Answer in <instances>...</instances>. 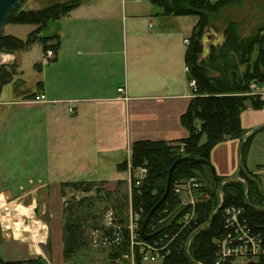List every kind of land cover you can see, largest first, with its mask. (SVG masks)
Wrapping results in <instances>:
<instances>
[{"label": "crops", "instance_id": "0c3cea01", "mask_svg": "<svg viewBox=\"0 0 264 264\" xmlns=\"http://www.w3.org/2000/svg\"><path fill=\"white\" fill-rule=\"evenodd\" d=\"M65 20L56 33L55 60L42 65L38 44L37 74L24 78L20 52L0 53V65L14 64L17 71L12 99L0 96V232L1 245L12 256L6 261L45 255L39 245L31 249L5 236L3 228L23 221L17 214L13 220L14 208L5 202L31 204L33 211L37 201L38 226L45 233L38 242L49 241L50 257L63 261L61 184L95 181L112 191L130 177L124 170L123 178L117 166L130 160L134 142H171L188 134L180 118L192 97L185 40L195 20L163 16L147 0H82ZM222 41V34L216 35L210 45ZM40 93L47 102L28 97ZM240 122L246 134L263 125L264 106H248ZM241 142L213 146L210 163L217 176H239ZM260 172L252 174L264 191Z\"/></svg>", "mask_w": 264, "mask_h": 264}, {"label": "trees", "instance_id": "16d2710c", "mask_svg": "<svg viewBox=\"0 0 264 264\" xmlns=\"http://www.w3.org/2000/svg\"><path fill=\"white\" fill-rule=\"evenodd\" d=\"M160 9L163 16H193L195 23L185 49V65L188 81L194 80L196 89L185 112L181 115V124L187 130L185 138L176 141L140 140L133 143L131 148V170L145 168L146 176L139 186L131 179L130 199L120 181L112 191L106 190L102 182L78 181L61 184V195L65 189L80 192L81 196H72L62 203V259L65 263L76 264L75 257L83 251L97 248L101 244L110 246L107 259L111 263L125 259L130 255V238L127 225L129 222V202L132 214H138L137 240L164 248V258L161 264H214L217 258L218 242L228 233L225 227L226 208H240V222L246 224L253 236H259L264 241V194L255 180L256 175L245 168L244 156L253 136L264 131V127L250 133L241 147V164L251 179L242 180L217 176L216 183L208 168L202 164L189 161L176 163L171 173V184L167 197L150 216L144 232L150 237L144 239L141 226L151 209L159 201L165 191L168 171L179 157L203 158L210 162V151L219 142L228 139L243 140L246 132L241 127L240 114L250 106L259 109L264 106V98L259 95H249L250 84L264 83V25L243 35L240 23L227 21L222 27L214 23L221 11L241 5L244 0H147ZM14 6L7 14L5 24H31V30L24 40L1 33L0 53L14 54L26 51L34 44L41 46L42 52L51 50L55 60L60 45L57 34L43 36L42 32L51 20H60L78 7L82 0H57L39 8L19 9ZM213 30L220 32L223 41L218 45H210L209 53L201 57L203 52L202 38ZM51 60V61H52ZM14 64L0 65V91L3 85L13 81L16 75ZM32 94L28 97H34ZM204 138V141L202 139ZM118 170H127V161L117 166ZM196 177L203 184L209 198L197 202L194 206L193 221L181 229L178 225L180 217L190 210L189 206L177 208L179 198L173 191L175 182ZM220 187V190H219ZM223 198L221 209L211 222L207 223L213 211ZM113 211V224L116 229L105 228L101 225V208ZM98 205V204H97ZM103 211V210H102ZM104 211V213H105ZM151 225L155 226L153 231ZM199 229V230H198ZM198 230V231H197ZM197 231L192 238L191 235ZM156 232V233H154ZM93 233L96 234L94 243ZM190 239V240H189ZM134 264L143 263V255L137 248L133 250ZM40 261V260H39ZM228 260L226 264H234ZM37 263L36 260L5 261L0 258V264ZM128 264V263H126ZM246 264H264V257L251 259Z\"/></svg>", "mask_w": 264, "mask_h": 264}, {"label": "rangeland", "instance_id": "374dc122", "mask_svg": "<svg viewBox=\"0 0 264 264\" xmlns=\"http://www.w3.org/2000/svg\"><path fill=\"white\" fill-rule=\"evenodd\" d=\"M53 1H57V0H22V3L19 4V9L39 8ZM187 17L192 18L193 20L196 19L193 16H187ZM227 21H235L237 23H240V32L243 35H246L252 32L253 30H256L258 27L264 25V0H244L241 5H236V6H233V7H230L228 9L221 11L220 14L216 16L214 23L216 24L217 27L220 28ZM63 22H66L65 17L60 20L49 21L47 26L44 28L42 32L43 36L48 37V36L58 33L60 25L63 26ZM34 28L35 26L31 24H11L10 23V24H5L3 26L2 33L6 35H13V36H16L24 40L27 34ZM210 33H211V30L207 32L206 34H204L202 38L203 52L201 54V57H205L209 53L210 44L216 40V35L221 36L220 32H214L212 36H209ZM205 38H207L206 43H205ZM38 47L39 45L36 43L31 46L30 50L21 51L18 55L20 66L24 70L25 79L28 78L29 75L31 74L32 75L37 74L38 70L37 71H35L36 69L34 70L33 63L40 59V53H39ZM27 82H29V80ZM12 88H13L12 82L6 83L5 85L2 86L1 91H0V96L2 100L12 99ZM244 159H245L244 161L245 168L249 172L256 173V171L261 170L260 173L262 174V183L264 185V133H259L253 136L250 142V145L248 147V150L246 152V155L244 156ZM130 163H131V158H130ZM127 170L129 171L128 163H127ZM120 173L123 178L127 177V175L124 172L120 171ZM129 173H131L132 176L134 174L136 175L139 174L137 169H134L132 172L129 171ZM131 177H129L126 183H123V186L125 187V190L128 193V201L131 197L130 182H129ZM71 194L75 196H81L80 192H76L71 189H65V196L63 197V199L64 200L69 199L72 196ZM221 199H222V195L220 194V202H221ZM11 202H5V203L8 204ZM15 203L21 204L25 207H29L31 211L30 216L28 214L22 215L21 211L20 212L17 211L15 214H13V211H11V214L14 217L13 218L14 221L17 220L16 218L17 215L21 219H23V221L22 223H18L17 221L18 224L15 223V225L12 224L13 226H9L6 229L3 228L5 236L7 238L8 237L12 239L15 238L16 242H19L20 244L28 245L31 247V249H33L34 245H36L37 247L39 245V247L41 248L45 256H43V254H41V256H37L36 257L37 263L40 262L41 264H49V262L47 261L49 260L51 261V264H69V263H65L62 260H58V258L53 259L50 257V255L48 254L51 251L49 241H47L45 245L40 246L38 241L44 238L45 233L40 232V227L38 226L40 224V219L39 217H36L34 212L31 210V207H30L31 204L21 203V202H16V201ZM97 206L98 208H101V212L103 215L105 211L104 205L103 204L99 205V203L96 202V207ZM128 211H129L128 214L130 216V211H131L130 202H129ZM45 219L46 220L48 219L47 216L45 217ZM61 221H62V218H61ZM20 227H22V229ZM24 227H26L25 228L26 231H23ZM1 232H0V258L6 261V259L11 258L12 256L8 254L5 248H3L1 245L2 244ZM32 241L34 242V244ZM109 248L110 246L108 244H104V245L101 244L97 248H92L91 250L83 251L82 253H79L75 257L76 264H126V263L134 264V260H133L134 255L131 252V248H130V255L128 258L124 257L125 259L117 260L115 263H111L107 259V253H108ZM13 251L14 250H12V252ZM61 253L62 251L60 250V254ZM233 262L234 264H246L247 261L244 259L238 258V259H235ZM25 264H36V263H25ZM142 264H161V259H157L155 261L144 259Z\"/></svg>", "mask_w": 264, "mask_h": 264}, {"label": "built area", "instance_id": "2783aa9c", "mask_svg": "<svg viewBox=\"0 0 264 264\" xmlns=\"http://www.w3.org/2000/svg\"><path fill=\"white\" fill-rule=\"evenodd\" d=\"M185 43H188V39L185 40ZM54 57V53L51 50H47L42 53L41 64L47 65L51 62ZM189 87L191 88V92H195L196 85L194 80H189ZM249 95H259L264 97V83L256 84L251 83ZM117 91L119 93L123 92L122 88H118ZM35 102H47V99L44 94H38L34 96ZM128 169L131 171V163L130 160H127ZM139 174H134L133 176L130 173V177H133V182L135 186H139L146 176L147 171L145 168H137ZM130 178V187H131V179ZM203 184L197 180L196 177H191L189 179H185L182 181L175 182L173 186V191L175 195L179 198V204L177 208H181L184 206H189L190 210L184 213L180 219L178 220V225L181 226V229L189 225L195 216L194 206L197 202L204 201L209 198V195L206 191L202 190ZM226 218L225 227L230 229L228 233L224 236L222 240L218 242V251L217 258L214 264H226L228 260H235L238 258L244 259L246 261L251 259H257L260 257H264V241L259 236H253L249 233L246 224L242 223L238 219V215H240V208H226L224 210ZM138 214H132L130 211L129 222L127 225V229L129 231L130 238V247L131 252L133 254V250L136 247L140 253L143 255V260H151L155 261L157 259L164 258V248L162 246H154L148 245L144 242L137 240V224L136 221L138 219ZM113 211L108 209L102 216L101 225L105 228H113L116 229V226L113 224ZM155 229L154 225H151L150 230L153 231ZM156 233V232H154ZM94 243H96V234L93 233ZM188 243V242H187ZM135 246V247H134ZM149 255V256H148ZM128 258V256H124Z\"/></svg>", "mask_w": 264, "mask_h": 264}, {"label": "water", "instance_id": "95a60500", "mask_svg": "<svg viewBox=\"0 0 264 264\" xmlns=\"http://www.w3.org/2000/svg\"><path fill=\"white\" fill-rule=\"evenodd\" d=\"M21 0H0V36H1V33H2V28L4 26V22H5V19H6V16L8 14V12L14 7L16 6ZM262 127H264V124L255 128L253 131H250L249 133L245 134V136L243 137V140L241 143L244 142V140L246 139V137L254 132V131H257L259 129H261ZM241 147H242V144L240 146V149H239V170L243 173L244 177L246 178H249L251 179V175H249L246 170L244 169V167L242 166L241 164ZM179 161H189V162H192V163H195V164H202L204 166H206L210 172V175H211V179H212V184L214 185L216 183V179H217V175H216V172L212 166V164L203 159V158H193V157H179L174 163L173 165L171 166V168L169 169L168 171V175H167V180H166V186H165V191H164V194L162 195V197L159 199V201L155 204V206L151 209V211L149 212L148 216L144 219L143 223H142V226H141V234H142V237L144 239H148L150 236L149 235H146L145 232H144V229H145V226L150 218V216L153 214V212L155 211V209L165 200V198L167 197L168 193H169V189H170V184H171V173L176 165V163H178ZM235 179H239V180H242L245 185H246V192L248 191L249 189V186H248V183L244 180V178L240 177V176H236ZM255 183L257 184V186L259 187V183L255 180ZM219 190H220V187H219ZM262 193L264 194V191L261 190ZM223 205V198L221 199V202L220 204L216 207V209L213 211L212 215L210 216L209 220L207 223L211 222V220L213 219V217L215 216V214L221 209ZM37 201L35 203V206L33 208V212L34 214L36 215L37 214ZM199 230V229H198ZM197 230V231H198ZM195 231L190 239L192 238V236L197 232ZM189 239V240H190ZM188 244H189V241L186 245V254L189 258V260L194 263V264H199V263H196L195 261H193L191 259V257L189 256V253L187 251L188 249Z\"/></svg>", "mask_w": 264, "mask_h": 264}, {"label": "bare ground", "instance_id": "6f19581e", "mask_svg": "<svg viewBox=\"0 0 264 264\" xmlns=\"http://www.w3.org/2000/svg\"><path fill=\"white\" fill-rule=\"evenodd\" d=\"M16 203L15 202H11V203H9L8 204V206H7V209H9V210H12L13 208H14V212L16 213L17 211H21V214L22 215H25V214H28L29 216H30V209H29V207H25V206H23V205H21V204H17V205H15ZM31 210H32V208H31ZM41 226V225H40ZM26 227H24V231H26V229H25Z\"/></svg>", "mask_w": 264, "mask_h": 264}]
</instances>
